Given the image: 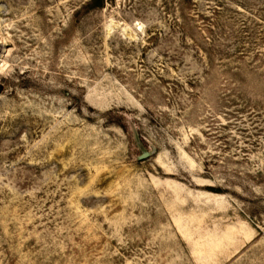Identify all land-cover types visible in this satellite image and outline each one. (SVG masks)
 Listing matches in <instances>:
<instances>
[{
  "label": "rangeland",
  "instance_id": "obj_1",
  "mask_svg": "<svg viewBox=\"0 0 264 264\" xmlns=\"http://www.w3.org/2000/svg\"><path fill=\"white\" fill-rule=\"evenodd\" d=\"M0 264H264V0H0Z\"/></svg>",
  "mask_w": 264,
  "mask_h": 264
}]
</instances>
